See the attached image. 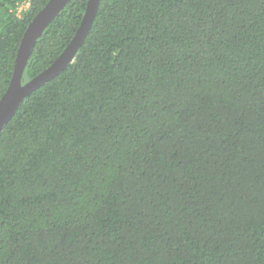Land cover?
I'll return each instance as SVG.
<instances>
[{
    "label": "trees",
    "instance_id": "obj_1",
    "mask_svg": "<svg viewBox=\"0 0 264 264\" xmlns=\"http://www.w3.org/2000/svg\"><path fill=\"white\" fill-rule=\"evenodd\" d=\"M47 1L0 0V98ZM0 264H264V0H100L73 62L0 131Z\"/></svg>",
    "mask_w": 264,
    "mask_h": 264
},
{
    "label": "water",
    "instance_id": "obj_2",
    "mask_svg": "<svg viewBox=\"0 0 264 264\" xmlns=\"http://www.w3.org/2000/svg\"><path fill=\"white\" fill-rule=\"evenodd\" d=\"M70 2L71 0H48L27 24L17 50L10 82L0 98V131L11 120L25 98L70 65L82 46L96 17L100 0H87L80 25L61 54L46 69L23 82L24 69L32 48L49 24Z\"/></svg>",
    "mask_w": 264,
    "mask_h": 264
},
{
    "label": "rangeland",
    "instance_id": "obj_3",
    "mask_svg": "<svg viewBox=\"0 0 264 264\" xmlns=\"http://www.w3.org/2000/svg\"><path fill=\"white\" fill-rule=\"evenodd\" d=\"M27 6H28V2H27V1H25L24 3H22V4L18 7V9H17V11H16V15H17V16H20L22 10H24Z\"/></svg>",
    "mask_w": 264,
    "mask_h": 264
}]
</instances>
